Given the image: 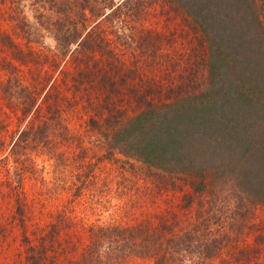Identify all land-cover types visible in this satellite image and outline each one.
Wrapping results in <instances>:
<instances>
[{
  "label": "trees",
  "instance_id": "obj_1",
  "mask_svg": "<svg viewBox=\"0 0 264 264\" xmlns=\"http://www.w3.org/2000/svg\"><path fill=\"white\" fill-rule=\"evenodd\" d=\"M81 1H76L78 23H71V37L63 46L56 43L61 56L68 50L66 43L74 44L69 56L75 49L81 51L70 58L75 69L67 85L69 95L55 86L52 74L58 62L51 61V72L43 70L38 87L23 90L21 118L27 117L30 126L20 131L14 144L18 147L22 141L20 146L34 155L62 159L60 143L69 141V157H65L70 164L69 203L87 192L91 200L88 186L97 178L94 168L105 160H116L118 154L131 161L130 170L122 167L121 172L136 180L140 175L149 192L187 190L196 197L209 192L213 202L223 203L230 226L236 227L245 211L264 201L262 0H164L201 41L194 44L186 38L187 47L178 50L172 33L162 35L139 27L136 35H125L128 64L124 49L107 37L103 23L145 13L150 3ZM78 98L86 114L84 131L94 133L106 146L99 155L89 153V147L65 123V110L73 109ZM10 155L15 162L11 150ZM56 174L61 178L63 171ZM20 176L16 185L10 180L6 184L12 189L24 234ZM184 197L188 206L191 199ZM193 232L184 235L190 238ZM117 241L112 253L151 260V264H171L179 255L165 244L154 255L147 235L136 237L129 230ZM206 250L212 257L219 247L209 245ZM95 257L87 251L84 258Z\"/></svg>",
  "mask_w": 264,
  "mask_h": 264
},
{
  "label": "rangeland",
  "instance_id": "obj_2",
  "mask_svg": "<svg viewBox=\"0 0 264 264\" xmlns=\"http://www.w3.org/2000/svg\"><path fill=\"white\" fill-rule=\"evenodd\" d=\"M76 1L83 3L0 0V264H151V260L111 252V246H117V239L128 230L136 237L146 234L154 255L161 245L174 247L179 255L171 264L264 263V201L245 211L236 227H232L227 209L222 202H213L209 192L197 197L187 190L149 192L140 175L136 180L128 172H121L122 167L130 170L131 161L115 154L116 160H105L94 168L97 178L88 186L93 198L90 200L87 192L69 203L72 198L66 186L71 181L70 164L65 159L69 157V141L60 143L59 149L65 155L62 159L48 158L42 153L34 155L28 147L20 146L22 141L18 147L14 144L20 131L30 126L27 117L21 118L23 90L38 87L45 74L43 70L51 72V61L58 62L52 74L55 86L69 95L67 85L75 69L70 58L80 56L81 51L75 49L69 56L74 44L66 43L68 50L61 56L56 43L63 46V41L71 37V23H78ZM262 2L260 20L264 27ZM146 3L150 4L145 13L121 22L114 17L103 23L107 37L124 49L126 64L130 55L125 35H136L139 27L162 35L172 33L178 50L187 47L186 38L194 44L201 41L164 0ZM204 74L201 68L200 77ZM79 102L78 98L73 109L65 110V123L89 147V153L99 155L106 146L94 133L84 131L86 114ZM10 150L17 158L15 162ZM56 171H63L61 178ZM19 174L25 197L24 234L17 220L12 189L6 184L10 180L16 185ZM184 196L191 199L188 206ZM191 229L194 232L189 238L184 232ZM173 236L176 239L168 242ZM209 245L219 247L215 256L205 254ZM126 246L133 247L129 240ZM87 251L96 257L85 259Z\"/></svg>",
  "mask_w": 264,
  "mask_h": 264
}]
</instances>
